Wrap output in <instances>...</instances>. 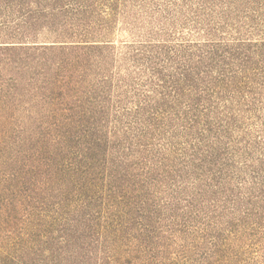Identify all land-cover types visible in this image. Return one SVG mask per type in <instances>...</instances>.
Masks as SVG:
<instances>
[{
  "label": "trees",
  "instance_id": "1",
  "mask_svg": "<svg viewBox=\"0 0 264 264\" xmlns=\"http://www.w3.org/2000/svg\"><path fill=\"white\" fill-rule=\"evenodd\" d=\"M0 264H264V0H0Z\"/></svg>",
  "mask_w": 264,
  "mask_h": 264
}]
</instances>
